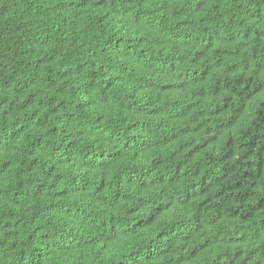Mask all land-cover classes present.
<instances>
[{
  "label": "trees",
  "instance_id": "trees-1",
  "mask_svg": "<svg viewBox=\"0 0 264 264\" xmlns=\"http://www.w3.org/2000/svg\"><path fill=\"white\" fill-rule=\"evenodd\" d=\"M0 264H264V0H0Z\"/></svg>",
  "mask_w": 264,
  "mask_h": 264
},
{
  "label": "snow or ice",
  "instance_id": "snow-or-ice-1",
  "mask_svg": "<svg viewBox=\"0 0 264 264\" xmlns=\"http://www.w3.org/2000/svg\"><path fill=\"white\" fill-rule=\"evenodd\" d=\"M2 173H3V169H0V175H2Z\"/></svg>",
  "mask_w": 264,
  "mask_h": 264
}]
</instances>
